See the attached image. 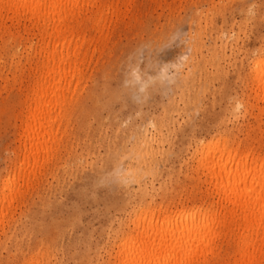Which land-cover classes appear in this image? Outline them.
<instances>
[{
    "label": "rangeland",
    "instance_id": "374dc122",
    "mask_svg": "<svg viewBox=\"0 0 264 264\" xmlns=\"http://www.w3.org/2000/svg\"><path fill=\"white\" fill-rule=\"evenodd\" d=\"M125 1L120 0L113 14L106 13V20L100 23L104 27L91 26L89 21L84 24L85 37L91 38L83 45L88 56L83 57L86 61L81 63L80 79L65 92L67 97H75V102L60 122L56 119L53 123L56 133L52 141L47 140L44 153L41 150L36 161L26 160L28 164L20 118L33 76L30 63L36 59L28 46L32 42L35 46L37 39L28 35L27 24L6 21L9 27L0 36V197L2 190L5 195L0 200L4 214L0 264H22L31 256L41 264H110L121 238L136 233L132 219L142 207L205 203L212 185L208 172L197 163L200 142L228 135L240 150L264 148V101L251 79L253 60L264 49V0ZM176 64L187 73L183 80L175 71ZM163 67L168 79L171 73H179L169 79L172 83L158 71ZM145 141L150 146L145 147ZM135 144L147 148L140 186L124 170L138 160L130 153ZM61 163L67 164L63 167ZM8 176L14 178L9 184V188L14 184L10 195L5 186ZM145 185L148 191L141 189ZM9 196L12 198L7 199Z\"/></svg>",
    "mask_w": 264,
    "mask_h": 264
},
{
    "label": "bare ground",
    "instance_id": "6f19581e",
    "mask_svg": "<svg viewBox=\"0 0 264 264\" xmlns=\"http://www.w3.org/2000/svg\"><path fill=\"white\" fill-rule=\"evenodd\" d=\"M119 2H120V0H0V36L5 32V30L8 29L9 26L6 25L7 24L6 21L9 20L11 22L10 24H15V25L16 24L19 25L22 23L27 24L28 35H32V37L34 36L37 39L36 44L34 43L35 46L32 44L33 43L32 40H31L32 43L29 42L30 45L28 46L29 51H31L33 54L32 57H36V59L32 63L33 65L30 63L31 61H29L30 70L33 71L32 72L33 76L31 77L32 79H31V83H30L29 93H27V96L24 99V110L22 112L23 117L20 118L21 123H22V128H21L22 129V132H21L22 135L21 136H23V138H24V141H23L24 146L25 147L27 146V148H26L27 154L25 155V161L26 160L28 161L29 158H33V161L34 160L36 161L37 160L36 158L38 157L39 152L41 150H43L42 152L44 153V150H46V148H47V144H46L47 140L50 139V141H52L54 138V133H56L55 131L57 128H56V126H55L56 129L53 128L54 127L53 123H55L56 119L59 121L62 116H65L67 114V110H69L68 108H70L69 105H71L75 102V97L73 100V96L71 95V96L67 97L65 95V92L69 89V87L71 86L72 83L77 82L78 79H80L79 78L80 77L79 75L81 74V67L80 66H81V63L83 61V57H86L85 55H87L86 52L83 51V45L85 44L86 40L88 41L91 38L88 36L90 39H86V37H85L86 32L84 29V24L87 21H89V22H91V26L92 25L93 26H98V25L103 26L100 23H102L106 20V15L108 14L107 12H109L111 14L116 12V10H118V7H119L118 6ZM115 17H116V15H115ZM114 21H115V18H114ZM10 24H8V25H10ZM104 25H106V23ZM103 27H102V29H103ZM113 27H115V26L113 25ZM110 28H111V26H110ZM96 31L98 32V28ZM96 31H95V33H96ZM90 34H91V32H90ZM100 34L101 33L99 32V35ZM104 35H106V33ZM92 39L94 40V38H92ZM98 39L99 38H97L96 40L98 41ZM197 40H198V38H197ZM200 41H202V38ZM103 42H105L104 39H103ZM87 44H88V42H87ZM103 45H104V43H103ZM199 46H200V44H199ZM26 48H27V46H26ZM86 48H87V46H86ZM190 48H191V46H190ZM199 49H200V47H199ZM89 51H91V49ZM26 52L28 53V51H26ZM31 52H30V54H31ZM185 53H186V51H185ZM185 53H183L184 57L186 56ZM195 53H196V51H195ZM195 53H194V55H195ZM212 56H214V55H212ZM28 57H30V55ZM191 57H193V55ZM85 59H87V58H85ZM84 61H86V60H84ZM181 61H183V60H181ZM178 64H179V62H178ZM178 64H176L177 66L175 65L176 66L175 71L179 72L181 74L180 77L183 80V74H187V73H184L183 69L182 70L179 69ZM189 65L190 64L186 63L187 67ZM159 67L161 68V66H159ZM251 70H252L251 71V79H252L253 87L258 92L259 98L262 101H264V49H263V51L260 50V52L258 53V56H256L254 58L253 66H252ZM158 71L159 72L161 71L160 74L162 76H165V79H168V78H166V76H168L169 74H167L168 71L165 70L164 67L162 70H158ZM128 72H130V71H128ZM179 73H178V75H179ZM172 74L174 75V73H171L170 75H172ZM135 75L137 77H140L137 70L135 71ZM173 75L169 76V79L173 80V77H174V79H175V77H178V75L177 76H173ZM188 75H189V73H188ZM84 79H83V81L81 80L82 83H84ZM86 79H88V76ZM169 79H168V81H170L172 83V80H169ZM162 80H161V82H162ZM180 80L181 79H179V81ZM179 81L178 82L175 81V82H177V84H179L180 83ZM187 82H188V80H187ZM193 82H194V80H193ZM128 83H129V81H128ZM191 84H192V82H191ZM191 84H190V87H192ZM145 85H146V83H145ZM160 85L158 87H160ZM174 85H176V84H174ZM184 85L182 87H184ZM81 86L83 88L84 85H81ZM134 88H135V86H134ZM176 88H177V85H176ZM25 90H26V87H25ZM71 90H73V89L71 88ZM70 92H69V94H70ZM111 92H112V90H111ZM108 94H109V92H108ZM79 95H81V94H79ZM109 97H111V95ZM113 98H112V100H113ZM108 99L111 100V98H108ZM108 99L106 101H108ZM183 99H184V97H183ZM98 100H100V99H98ZM105 102L103 103L104 106H106ZM169 104H171V103H169ZM245 104H246V102H245ZM239 105H241V103ZM166 109H168V108L166 107ZM72 111H73V109L71 110V112L70 111L69 112L72 113ZM97 111H98V109H97ZM113 111H114V109H113ZM74 112H73V114H75ZM116 112H115V114H116ZM166 112H167V110H166ZM70 113L68 114V116L70 115ZM78 113H79V111H78ZM123 113H124V111H123ZM130 114H132V113H130ZM111 115H112V111H111ZM163 115H164V113H163ZM19 116H20V114H19ZM68 116H66V117H68ZM157 116L158 115H156V117ZM71 117L72 116H70L69 118H71ZM165 117L167 118V116H165ZM160 119H161V116H160ZM65 121H66V119L64 120V122ZM67 122H65V123H67L69 125V119L68 118H67ZM103 125H105V124H103ZM134 126H133V128H135ZM150 126H152V125H150ZM131 127H132V125H131ZM135 129H137V128H135ZM64 130L66 131V129H64ZM82 130H83V128L81 129V132H82ZM139 130H140V128H139ZM19 132H18V135H19ZM166 133H168V132H166ZM64 134H65V132H64ZM58 135H59V133H58ZM66 135H67V133H66ZM66 135H65V138H66ZM216 135H218V134H216ZM126 136H128V135H126ZM139 136H140V134H139ZM227 136L226 135H224V136L219 135L217 137L213 136L210 139H208L207 141L202 140L203 142H200L199 146L196 147L197 148L196 149L197 150L196 155H198V158H197L198 166L204 167L205 170L208 172L209 181H210V184L212 185V188L210 187L208 189V191L206 192L205 197L207 198V200L205 201V203L204 202L198 203V202L194 201L191 204L179 203L178 205H176L174 207H171L169 204L168 205H160L159 208H156V207L143 208L141 206L142 208L140 207L141 208L140 212L132 219V221L134 222V224L136 226L135 227L136 233L129 234V235L125 234L121 238L119 246H118L119 248L116 251V255L114 256V259H112L113 261H111L110 264H264V148L252 147V148H248L246 150H240L239 148H237L236 146L233 145V143L231 142V140ZM63 137H64V135H63ZM65 138H64V140H65ZM136 138H137V136H136ZM138 139L139 138H137V140ZM152 139H153V134H152ZM59 140L60 139H57L56 141H59ZM103 140H104V138H103ZM148 140H150V139H148ZM165 140H167V139L165 138ZM112 142H113V140H112ZM129 142H130V139H129ZM49 143H51V142H49ZM54 144H55V142H54ZM58 144L59 143H57V146H58ZM144 144L147 145L145 147L150 146L147 143V141H145ZM159 144H160V142H159ZM63 145H64V143H63ZM63 145H62V148H63ZM65 146H64V148H65ZM60 147H59V149H60ZM53 148L54 147H52V149ZM18 150L16 152H18ZM131 151L132 152H130V153L136 154L135 157H137L138 160H136V164L133 165V164H131L132 163L131 162L130 165H127L126 167H124V170H125L126 174L128 176H130L133 180L135 179L139 185V181H140L139 178L141 175V170L143 168V163L145 161L144 154H146L147 148H145V150H144L142 146L135 144L133 147V150H131ZM169 151H171L170 148H169ZM24 152H25V149H24ZM45 152H47V151H45ZM54 152H56V150ZM112 153H110V154H112ZM122 153H124V152L122 151ZM127 153H128V151H127ZM46 155H47V153H46ZM61 155H62V153H61ZM67 156H65V158ZM112 156H113V154H112ZM109 157H111V155H109ZM18 158H17V160H18ZM55 158H56V156H55ZM167 158H168V154H167ZM111 159H112V157H111ZM150 159L148 158V160H150ZM22 161H23V158H22ZM27 161H26V164H28ZM45 161H46V159H45ZM120 161H122V159ZM20 162L21 161H19V163ZM9 163H10V161H9ZM58 163H60V162H58ZM69 163H70V161H69ZM69 163H68V165H69ZM14 164H15V161H14ZM51 164H53V163H51ZM66 164L61 163L62 166L63 165L65 166ZM45 165H46V163H45ZM149 165H150V163H149ZM29 166L31 167L32 165H29ZM29 166L27 168H29ZM43 166H44V163H43ZM80 166H82V165H80ZM35 167H36V165H35ZM35 167H33L34 170H35ZM52 167H53V165H52ZM119 167H120V164H119ZM119 167H117V168H119ZM58 168H60L59 165H58ZM24 169H26V167H24ZM30 169H32V168H30ZM45 169H46V167H45ZM100 169H102V168L100 167ZM102 170H104V169H102ZM151 170H152V168H151ZM153 170H152V172H153ZM156 170L158 171V169H156ZM14 171H15V169H14ZM28 172H29V170H28ZM34 172H32L33 175H34ZM109 173H111V172H109ZM121 173H122V171H121ZM158 173H159V171H158ZM73 174H71V175H73ZM107 174L108 173H106L105 175H107ZM113 175H115V174H113ZM127 175H126V177H127ZM121 176H122V174H121ZM123 176H125V173ZM131 178H130V180H132ZM6 179L8 181L6 182L5 186L8 188L7 190H9L8 195H10L11 194L10 192L13 190L12 187L14 186V184L11 188H9V187L13 182L11 180H13L14 178L9 179V176H8V178H6ZM19 179H23V175H22V178H19ZM30 180L32 181V179H30ZM126 180L127 179H125V181ZM16 181L18 183L17 178H16ZM34 181H36V180H34ZM117 182L121 183V181H117ZM123 182H124V178H123ZM99 185H101V184L99 183ZM16 187H18V186L16 185ZM145 187H146V185L144 187L142 186L141 189L144 188V190H146L147 188L145 189ZM19 188H20V186H19ZM15 190H16V188H15ZM84 191H85V189H84ZM147 191H148V189H147ZM13 193H15V191H13ZM17 193L19 194L18 190H17ZM152 194L150 196H152ZM124 195H126V194H124ZM84 196H85V193H84ZM138 196H139V193H138ZM17 197L19 198V196H17ZM8 198H12V196L7 197V199ZM4 199H5V195L3 194V190H2V195L0 197V200L3 201ZM139 199H140V197H139ZM82 200H83V198H82ZM121 200H122V198H121ZM146 201H147V199H146ZM143 202H145V200ZM5 203H6V201H5ZM76 203H78V202H76ZM124 203H125V201H124ZM7 204H9L8 201H7ZM130 204H132V203H130ZM130 204H128V205H130ZM142 205H144V204L142 203ZM11 206L13 207V205H11ZM108 206H110V205H108ZM117 206H119V205H117ZM147 206H149V205L147 204ZM4 207L5 206H3V208ZM124 207H126V206L124 205ZM76 208H77V206H76ZM121 209H123V208H121ZM117 211H119V210H117ZM3 216H4L3 209L0 208V221L3 219ZM2 223H3V221H2ZM45 246H47V245H45ZM43 249L45 250L47 248H43ZM50 250H48V251H50ZM33 254H36V253H33ZM50 254H53V253H50ZM36 255H38V254H36ZM40 259H42V258H40ZM25 260L22 264H41L40 263L41 261H39V258H37L35 256H31L29 259L27 258V260L26 261Z\"/></svg>",
    "mask_w": 264,
    "mask_h": 264
}]
</instances>
